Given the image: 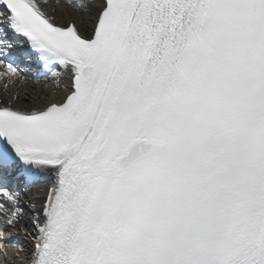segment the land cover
I'll use <instances>...</instances> for the list:
<instances>
[{
	"label": "bare ground",
	"instance_id": "1",
	"mask_svg": "<svg viewBox=\"0 0 264 264\" xmlns=\"http://www.w3.org/2000/svg\"><path fill=\"white\" fill-rule=\"evenodd\" d=\"M43 1L46 5V10L54 15L57 22L67 24L74 21L81 30L91 26L93 17L102 6V0H95L91 4H83L80 7L77 5L69 6L63 0ZM10 78L8 77L0 83L1 98L21 108L44 107L50 103L62 100L67 93L65 82L58 83L57 80H54L49 84H45L28 78L24 79V81L9 80ZM8 81H10L9 84H7Z\"/></svg>",
	"mask_w": 264,
	"mask_h": 264
}]
</instances>
